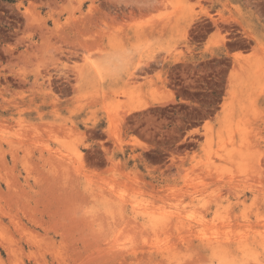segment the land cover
Returning a JSON list of instances; mask_svg holds the SVG:
<instances>
[{
    "label": "rangeland",
    "instance_id": "obj_1",
    "mask_svg": "<svg viewBox=\"0 0 264 264\" xmlns=\"http://www.w3.org/2000/svg\"><path fill=\"white\" fill-rule=\"evenodd\" d=\"M0 264H264V0H0Z\"/></svg>",
    "mask_w": 264,
    "mask_h": 264
},
{
    "label": "bare ground",
    "instance_id": "obj_2",
    "mask_svg": "<svg viewBox=\"0 0 264 264\" xmlns=\"http://www.w3.org/2000/svg\"><path fill=\"white\" fill-rule=\"evenodd\" d=\"M71 53V52H70Z\"/></svg>",
    "mask_w": 264,
    "mask_h": 264
}]
</instances>
